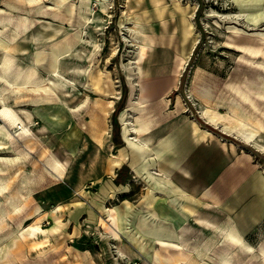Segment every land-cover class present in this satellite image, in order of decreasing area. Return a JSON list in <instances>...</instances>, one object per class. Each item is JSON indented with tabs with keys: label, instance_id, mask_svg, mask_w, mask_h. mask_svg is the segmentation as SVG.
Listing matches in <instances>:
<instances>
[{
	"label": "rangeland",
	"instance_id": "1",
	"mask_svg": "<svg viewBox=\"0 0 264 264\" xmlns=\"http://www.w3.org/2000/svg\"><path fill=\"white\" fill-rule=\"evenodd\" d=\"M26 1L0 0V40L8 41L13 30L30 36L39 32L50 33L51 30H43V25L47 24L60 29L53 41L39 45V48L30 45L32 52L40 49L45 54L44 59L41 55L38 57L40 64L36 70L40 78H34L36 81L48 77L53 50L61 51L66 45L74 47L76 36H84L93 21L100 23L102 30L95 33L94 44H97L88 59V74L74 91L76 99L65 103L66 109L63 106L66 113L63 120L48 126L34 118L32 125H27L28 134L23 136L19 135V129L12 130L0 121V132L4 131L3 125H7L17 139L15 149L18 150L1 140L5 148L0 151V159L18 154L19 150L30 152L28 159H20L8 167L5 177L9 186L0 194V203L17 195L21 180L25 177L31 179L34 170H41L51 156L56 153L62 156L67 148L73 150L63 176L53 170L55 176L47 175L44 180L35 176V195L16 221L18 223L24 215L40 206L47 214L40 224L46 234L42 236L43 241L7 252L0 264H65L69 261L74 264H154L147 256L153 254L152 240L176 241V230L158 215L163 198L166 197L163 204L168 208L169 203L174 206L172 200L175 196L169 191L167 194L160 192L156 181L148 177L140 157L142 150L127 142L126 136H135H131L133 123L144 128L138 135L151 136L152 147H156L154 143L159 138L175 142L192 174V184L206 186L220 199L218 204L211 199L202 200L203 203L212 211L219 210L222 218L233 223L255 249L253 254L231 252V264H264L259 253L264 247V150L237 139L233 133H223L220 127H212L201 117L207 108L201 99L203 89L226 104L218 111L225 119L228 115L226 107L232 101L229 85L251 80L259 82L260 74L246 69V63L241 59L244 52L227 44L264 46L259 36H246L252 31L264 33V19L254 25L242 11V0H165L166 11L161 18L157 17L150 0H66L56 8L53 0H39L32 5ZM24 3L27 7L23 6ZM177 3L184 8L193 25V32L186 40L182 32L183 12L177 8ZM8 4L17 6V13H10ZM40 4L44 14L36 12ZM104 6H107L106 11H103ZM84 12L88 18L83 16ZM134 18L144 26L145 37L150 42L141 85L135 84L136 77L130 74L131 67L136 65L134 58L138 46L132 42L138 37L132 30ZM84 21L86 25H81ZM228 27L239 31L234 33ZM190 52L178 84L174 85L175 75ZM245 56L252 58L248 54ZM27 60L28 57L25 61L17 57L9 72L22 77L29 69ZM254 60L264 63V57L260 55ZM141 86L147 100L140 105L137 100ZM53 99L46 106L59 105L58 101L63 97L56 93ZM10 102L12 104V100ZM255 103L258 111L252 110L250 105L245 109L261 115L264 102ZM44 107L34 103L17 104V109L30 112ZM136 108L140 111H135ZM224 119L220 125L231 122ZM192 121L219 136L226 148L215 141L193 142L190 136ZM95 127L103 130L100 141L94 136ZM258 140L264 146V135ZM230 143L235 146V152L230 149ZM116 160L118 165L114 163ZM156 170L154 167L151 173L156 174ZM125 202L131 205L125 232L143 245L145 253L122 234L108 216L107 212L124 210ZM178 209L182 212L180 207ZM35 221L36 218L29 220L25 228ZM103 221L118 232L120 246L137 255L134 259L121 251L113 234L104 231ZM16 223L10 227L16 228ZM53 227H58L57 233ZM207 236L212 238V234ZM212 247L216 260L220 253L216 240L212 241ZM170 254L165 252V255Z\"/></svg>",
	"mask_w": 264,
	"mask_h": 264
},
{
	"label": "bare ground",
	"instance_id": "2",
	"mask_svg": "<svg viewBox=\"0 0 264 264\" xmlns=\"http://www.w3.org/2000/svg\"><path fill=\"white\" fill-rule=\"evenodd\" d=\"M38 1L39 0H27L26 4L28 3L32 5ZM65 1L66 0H53L56 4L55 8ZM164 1L165 0H150V4L156 8V15L159 18L163 17L166 11ZM242 1V11L246 12L245 15L254 23V25L264 19V0ZM7 6L9 7L8 11L10 13H17V6L13 4H8ZM23 6H25V3ZM176 6L181 12H183L184 26L182 32L183 39L186 40L193 32V25L191 20L186 16L184 8H181L178 3ZM41 7V4L36 7L37 13H43ZM106 10L107 6H104L103 11ZM68 11L69 13L72 12L70 9ZM24 12L25 11H23V13ZM86 14L87 13L84 12L83 16H87ZM86 21L81 22V25H86ZM133 21L135 22H133L132 30L137 33L138 37L132 40V42L138 46L136 48V56L134 58L136 65L135 67H131L130 74L136 77V79H134V83L136 84L138 82L141 85L145 75L143 64L146 61L148 51L150 50V42L145 37L144 26L137 22V18H134ZM87 27L89 28V31L85 30L84 36H76L74 47L66 45L61 51H52L50 65L51 71L49 72L48 77L42 81H36L34 78H40L36 70V67L40 64L38 57L41 55L42 59H44L45 54L43 55L42 50L40 49L32 52L30 50V45L33 44L38 47L39 45L53 41L58 37V33L60 32L59 28H55L50 24L43 25L44 31L47 32L48 30H51V32L48 34L39 32L38 34H31L30 36H25L26 33L21 35L16 30H13L10 32V38L8 41L0 40L1 122L3 121L6 123L12 130L14 128L19 129L21 131L19 135L23 136V134H28L27 125H32V120L34 118H37L43 124L48 126L64 119V116H66L64 105L65 103L67 104V102H71L76 99V93H74V91H77L78 85L82 83L81 80L88 74V59L92 56V48L96 47L97 44H94L96 41L95 33H99L100 30H102L101 24L95 21L91 24L89 23ZM228 29L234 33L239 31V29L235 27H228ZM4 30H1V33L4 32ZM246 36H259V41L264 44V33L252 31ZM196 42L197 37L194 40V45ZM227 45L244 52L241 59L246 63V69H250L252 72L257 71V73L260 74V76H258L259 82L251 80L243 84L229 85L232 101L226 107L228 115L225 119H228L231 122L227 123L223 121L224 123L221 125L219 123L224 118L220 117L218 111L221 110L222 106H226V104L221 100L215 99L209 90L203 89L204 92L201 95V99L207 108L202 112L201 117L212 127H220L223 133L231 135L233 133L237 139L248 142L249 145H252L259 150H264V146L259 144L260 141L258 140L264 135V112H261V115H257L254 112L258 111V106L255 101L264 102V63H258L254 60V58H257L259 55L264 57V46L255 48L251 46L238 45L234 42H230ZM190 54L191 52L183 59L180 68L181 70L178 71L177 75H175L176 82L174 85L178 84L179 77L183 72L185 64L189 60ZM245 54L251 55L252 58H246ZM17 57L21 61H25L28 57L27 61L30 62V64L26 63L29 69L22 77H20L19 74H11L9 72L10 65ZM134 83H132V85H134ZM56 93L63 97V100L58 101L60 104L55 107L46 106L54 101L53 95ZM34 94H36V96H33ZM10 100H12V104ZM146 100L147 96L143 92V86H141V92L138 97L137 104L141 105ZM20 103L25 105L34 103L36 106H40V104H42L45 107L44 109L36 108L34 112H30L25 109H17V104ZM248 105H250L254 111H247L245 106ZM250 106L248 107L250 108ZM135 111L139 112L140 110L139 108H136ZM122 122L125 123V120H122ZM7 125L6 127L3 125L2 128L4 131L0 132V151H3L5 148L4 143L1 140H5V142L10 143L11 148H16L17 139L10 132ZM124 130L127 131L126 128H124ZM132 130L133 133H131V136L133 134L135 136H126L127 142L130 146L142 150L140 157L144 162L148 177L151 180L156 181L158 188L161 190L160 192L167 194L166 191H169V193L175 196V199L172 200L174 206L169 203L170 207L168 208L163 204L166 197L163 198V202L159 206L158 215L163 217L166 221L168 220V222H170L168 225H172V227L176 230V241L153 239V254L147 255L152 262L154 264H231V252L242 251L247 254H253L255 249L246 242L237 227L233 223L224 220V217L222 218L219 210L212 211L206 203H203L202 200L211 199L218 204L220 199L206 186L201 184L199 186H194V184H192V181H194L192 174L185 162V158L180 155L178 150L179 147L176 149L175 142L166 138H159L155 141L156 143H154L156 144V147H152L153 140L151 136L145 135L142 137L138 135L144 130L142 125L133 123ZM93 133L95 138L100 141L103 135V130L95 127L93 129ZM190 134L193 142L196 141L199 143L205 141L209 143L215 141L223 147V149L227 146L224 142L221 143L222 140L219 136L205 128H201L197 121L191 122ZM26 143L28 144L29 141ZM229 146L232 152H235V146L233 143H230ZM72 152V149L67 148L64 150L62 156H58L57 153L51 156L48 160H46L45 164L43 163L44 165H42L41 170H34V174L31 179L25 177L21 180L17 195L5 198V202L0 203V260H3L4 255L7 252H14L15 250H19L31 243L38 244L43 241L42 236L45 233L42 231L40 224L45 221L47 214L44 213L40 206L35 207L30 214L24 215L18 223H16V221L22 212L27 209L28 202L35 195V176H37L39 180H44L47 175L55 176L53 173L54 171L58 174V176H63V174H65V167L71 159ZM29 156L30 152L28 150H19L18 154L14 153L9 158L0 159V194H2V192L9 186V182L5 177L8 167L15 164V162L20 159H28ZM114 163L118 165V160L114 161ZM154 167H157L156 174L151 173V170L154 169ZM51 170H53V172ZM74 203L75 202H73V204ZM124 204V210L121 211L119 209H115L111 212H107L108 216L118 230L122 234L126 235L140 251L145 253L143 245L134 236L128 235L125 232V226L128 222L127 212L131 205L128 202H125ZM175 205H178L182 212ZM53 216L56 218L55 215ZM35 218V223L28 228H25L26 223ZM56 221V224L59 225L60 221L58 219ZM13 222L16 223V228L10 227ZM102 224L104 231L113 234V237L116 238L117 245L121 248V251L130 256L131 259H134L137 256L135 253L127 249H123L120 246L121 241L119 238L120 236L117 235L118 232L116 233L108 223L103 221ZM57 228L58 227H53V230L55 231ZM135 229L139 232L137 227H135ZM55 232L57 233V231ZM208 233L212 234V238L207 236ZM44 236H46V234ZM213 240L217 241V248L220 249V253L216 260L212 255L214 251L212 247ZM155 246H158V248ZM165 252L171 254L165 255ZM259 253L264 261V247L259 249ZM65 264L74 263L69 261ZM143 264L149 263L147 262Z\"/></svg>",
	"mask_w": 264,
	"mask_h": 264
}]
</instances>
